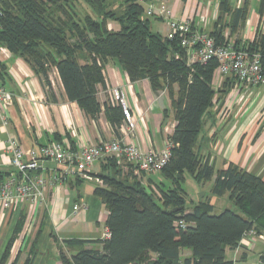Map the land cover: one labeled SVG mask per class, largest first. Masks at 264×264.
Instances as JSON below:
<instances>
[{"label": "trees", "instance_id": "16d2710c", "mask_svg": "<svg viewBox=\"0 0 264 264\" xmlns=\"http://www.w3.org/2000/svg\"><path fill=\"white\" fill-rule=\"evenodd\" d=\"M80 3L90 11L82 17ZM247 9L245 0L232 11V28L242 23ZM144 10L137 0H123L118 5L108 0H0V46L28 62L45 86L50 87L48 72L55 68L67 99L89 117L100 113L96 95L98 87H106L103 69L108 60H116L131 82L146 79L152 91L166 90L174 109L175 126L168 138L171 155L160 171L167 184H155L159 196L135 176L130 182L100 176L105 187L95 188L94 194L104 201L109 238L103 240L101 251L79 250L70 258L60 252V263L233 264L226 259V250L236 249L251 230L264 235V182L235 165L215 172L201 163L195 149L206 118L212 115L211 82L217 62L189 64L187 52L176 40L168 41L151 31ZM230 11L222 0L218 20ZM257 12L262 18L264 0H259ZM109 22L119 29L109 30ZM208 35L217 45L228 42L220 29ZM238 43L233 45L258 54L264 67V34L257 32L253 41ZM103 108L117 134L125 123L122 108L112 101ZM185 173L198 184L213 178L210 195L228 194L237 212L224 210L214 215L208 201L187 211L182 188ZM7 176L0 172V181ZM22 220L20 215L4 255L20 232ZM183 250L189 255L181 256ZM261 261L264 263L263 257Z\"/></svg>", "mask_w": 264, "mask_h": 264}, {"label": "crops", "instance_id": "0c3cea01", "mask_svg": "<svg viewBox=\"0 0 264 264\" xmlns=\"http://www.w3.org/2000/svg\"><path fill=\"white\" fill-rule=\"evenodd\" d=\"M156 1L165 3L175 19H188L194 31L211 34L220 29L222 36L232 43H249L257 32H261L263 17H258L257 9L251 14L247 9L242 23L232 28V11L243 6L245 0H225L231 11L219 20L222 0ZM149 23L151 31L155 29L165 37L167 27L162 21L151 18ZM107 27L112 31L119 29L115 22H109ZM0 71V84L13 96L12 103L2 110L8 115L9 124L3 128L0 123L2 174L12 172L7 164L9 155L4 150L8 135L15 136L24 150L51 142L80 149L102 141H123L126 136L142 152L148 149L159 152L169 143L175 121L168 92L152 91L146 79L131 82L116 60L105 63L103 78L106 87H98L96 97L101 110L96 118L89 117L75 102L67 99L57 70L53 67L48 72L50 87L44 85L40 75L28 62L10 52L7 56L0 54ZM228 78L231 77L216 78L213 75L211 89L214 93L218 90L225 92L213 95L212 115L206 118L195 150L201 163L213 167L215 172L231 164L264 182V86H247ZM113 89L124 93L134 121L132 131L121 126L116 134L105 118L103 107L111 101ZM109 158L113 161L106 158L94 163L89 169V174L98 178L100 184L72 177L60 185L47 186L44 203L31 205L24 201L13 209H0V264H61L60 252L70 258L79 250L101 251L103 234L107 229V210L104 201L94 194V189L105 187L100 176L129 182L134 176L132 166L124 159ZM45 168L47 171L44 174L49 175L55 166L46 163ZM143 179L150 182H141V185L151 188L152 183L167 184L160 175L156 182L150 177ZM206 183H210L208 191L200 193L201 199L195 202L183 189L188 201L186 210L198 202L208 201L211 204L209 192L213 178ZM197 185L202 190L205 183ZM73 205H85L86 210L73 212ZM20 215L23 216L22 228L4 255ZM188 255L181 253V256ZM225 257L233 264H264L261 261L264 258V240L244 235L236 249L226 250Z\"/></svg>", "mask_w": 264, "mask_h": 264}, {"label": "built area", "instance_id": "2783aa9c", "mask_svg": "<svg viewBox=\"0 0 264 264\" xmlns=\"http://www.w3.org/2000/svg\"><path fill=\"white\" fill-rule=\"evenodd\" d=\"M137 1L144 5L146 18H156L166 25L165 39L177 41L178 45L187 52L189 64L196 62L206 64L215 59L216 78L233 77L247 86H264V67L261 65L258 54L236 48L231 42L217 45L208 34L194 31L188 19H175L172 10L163 2ZM0 54L7 56L9 52L0 46ZM12 99V94L0 84V123L3 128L8 126L10 120L2 110L4 106L12 103ZM111 101L122 108L125 118L123 126L132 131L134 121L126 105L124 93L119 89H113ZM171 147L172 144L168 143L162 151L148 149L142 152L131 142L130 137L126 136L123 141H102L80 149H72L62 143L51 142L24 150L15 136L8 135L4 142V150L9 155L7 164L12 172L0 181V209L10 210L24 201L31 205L37 202L44 203L47 186L60 185L72 177L100 184L101 181L98 178L89 174V169L94 163L109 157L124 159L132 166L133 175L141 182L142 175L158 173L165 167L171 155ZM46 163L55 166L49 175L44 174L47 171ZM79 210L85 211L86 206L73 205V212ZM178 224L184 226L182 221ZM245 235L264 240V235H256L252 230ZM108 238L109 232L106 229L103 239Z\"/></svg>", "mask_w": 264, "mask_h": 264}, {"label": "rangeland", "instance_id": "374dc122", "mask_svg": "<svg viewBox=\"0 0 264 264\" xmlns=\"http://www.w3.org/2000/svg\"><path fill=\"white\" fill-rule=\"evenodd\" d=\"M123 2V0H108V3H110V4H121ZM258 2H259V0H249V5H248V13L249 14H251V13H253V12H256V9H257V7H258ZM83 3H80L79 5H78V14H79V16L80 17H82L83 15H85L86 13H88V12H90L89 10H88V8L83 4ZM151 18H149V20H150ZM261 21V20H260ZM153 32H156V30L154 29L153 30ZM261 32H264V13H263V20H262V26H261ZM260 32V33H261ZM226 41H228V42H230L231 40H226ZM232 43V42H231ZM239 44V43H238ZM215 73H213V75H214ZM220 92H223V91H220V90H218L216 93H214V95H216L217 93H220ZM214 100V99H213ZM214 104H216V102L214 103ZM170 143V142H169ZM158 175H160L161 176V174H160V172H158V173H154V174H152V175H149V176H147V175H142L143 177L141 178V182L142 183H147V182H150V180L148 181V180H146V182H145V180L143 179V178H151V180L153 181V182H156V179H157V176ZM162 177V176H161ZM184 177H185V179H184V183L182 184V187H183V189L186 191V193L189 195V196H191L192 198H190V199H192L194 202L195 201H198V200H200L201 199V195H200V193H202V192H207L208 191V185L210 184V183H205V185H204V187L202 188V190H199V188H197L198 187V185H197V183L196 182H194V181H192L191 180V178L189 177V175L187 174V173H185L184 174ZM143 179V180H142ZM164 181H166V180H164ZM160 184V183H159ZM164 184L166 185V183L164 182ZM152 185V187L153 188H151V187H149V186H147V185H143V186H145L146 188H150V190L154 193V195L156 196V197H158L159 196V190H158V188H157V186L155 185V184H151ZM150 185V186H151ZM163 186V185H162ZM208 194V193H207ZM187 195V196H188ZM209 195V194H208ZM210 197V202H211V204L213 205V213L212 214H214V215H217V214H220L222 211H224V210H232V211H235V212H237L236 211V208L234 207V205L232 204V202L228 199V196L225 194V196L223 195L222 197H215V196H212V195H210L209 196ZM187 210H189V208L187 207ZM182 254H184V253H190L188 250H183L182 252H181Z\"/></svg>", "mask_w": 264, "mask_h": 264}, {"label": "water", "instance_id": "95a60500", "mask_svg": "<svg viewBox=\"0 0 264 264\" xmlns=\"http://www.w3.org/2000/svg\"><path fill=\"white\" fill-rule=\"evenodd\" d=\"M173 211H175V210H173Z\"/></svg>", "mask_w": 264, "mask_h": 264}]
</instances>
